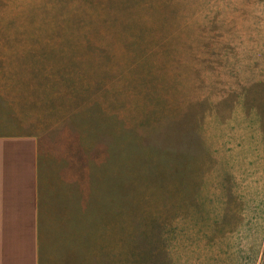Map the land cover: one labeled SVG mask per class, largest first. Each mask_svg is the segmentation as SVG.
<instances>
[{
    "label": "rangeland",
    "instance_id": "rangeland-1",
    "mask_svg": "<svg viewBox=\"0 0 264 264\" xmlns=\"http://www.w3.org/2000/svg\"><path fill=\"white\" fill-rule=\"evenodd\" d=\"M247 97L264 0H0V134L37 140L47 264H264V168L255 195L208 132Z\"/></svg>",
    "mask_w": 264,
    "mask_h": 264
},
{
    "label": "crops",
    "instance_id": "crops-1",
    "mask_svg": "<svg viewBox=\"0 0 264 264\" xmlns=\"http://www.w3.org/2000/svg\"><path fill=\"white\" fill-rule=\"evenodd\" d=\"M249 101L247 97L245 106L231 107L223 119L215 120L214 132H208L230 160H245L247 184L258 195V175L264 168V113ZM42 192L36 138L0 134V264H47L53 233L44 224L56 223V217L46 214ZM55 254H61L60 250Z\"/></svg>",
    "mask_w": 264,
    "mask_h": 264
}]
</instances>
